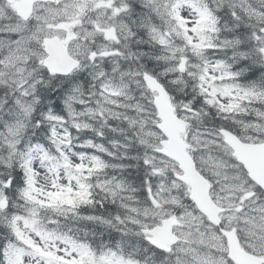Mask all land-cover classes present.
<instances>
[{"label":"snow or ice","instance_id":"snow-or-ice-1","mask_svg":"<svg viewBox=\"0 0 264 264\" xmlns=\"http://www.w3.org/2000/svg\"><path fill=\"white\" fill-rule=\"evenodd\" d=\"M0 264H264V0H0Z\"/></svg>","mask_w":264,"mask_h":264}]
</instances>
